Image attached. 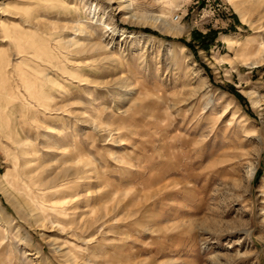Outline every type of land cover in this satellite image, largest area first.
I'll return each instance as SVG.
<instances>
[{
    "label": "rangeland",
    "instance_id": "1",
    "mask_svg": "<svg viewBox=\"0 0 264 264\" xmlns=\"http://www.w3.org/2000/svg\"><path fill=\"white\" fill-rule=\"evenodd\" d=\"M0 2V264H264V0Z\"/></svg>",
    "mask_w": 264,
    "mask_h": 264
},
{
    "label": "bare ground",
    "instance_id": "2",
    "mask_svg": "<svg viewBox=\"0 0 264 264\" xmlns=\"http://www.w3.org/2000/svg\"><path fill=\"white\" fill-rule=\"evenodd\" d=\"M124 1H127V0H114V2H116V3H120V2H124ZM29 2H30L29 5L31 7L26 6L25 8H23L22 11H23L24 16H27L31 19H37L39 12L47 11L49 8L53 7L54 5L55 6H61V7L63 5H65L64 0H62V1H60V0H29ZM0 5H1V2H0ZM45 36H46L44 38L45 40L48 39V40H54L55 42H57L56 44L59 46L60 49H62L64 47L63 45H65V44L61 42V39L60 40L58 39V37H59L58 35L52 33V34H47ZM257 38L258 37H255L254 40H257ZM45 40L41 41V39H37L36 37H31L29 39V42H28L29 48L34 47V49H32L31 52H33L34 54H38V52H40V51L49 52L50 48L44 43ZM19 43H22L21 40H19ZM35 47H37V48H35ZM24 52H25L26 56L24 58H22L21 61L28 64V65H27L26 70H21L18 73H16V78L14 80L19 82V84L16 86L17 91L15 90V87L12 86V84L9 83V81L6 80V75H5V71H4V68L6 65H5V63L2 64L0 62V97L7 96V97H10L11 100H16V101L19 100V102L21 103V104L16 103L14 105H11L12 112L10 113V115L12 117V122H11L12 123V129H11L12 131L10 134L12 135V133H13V135L15 137L14 138L15 142L18 145L19 152L22 153L19 160L22 163L23 168L25 170L23 173H21L19 178H17L16 180H14L15 178L11 180L10 186L12 188L16 189L17 186L22 184V185H24V187L26 188L27 191H31V189H32L31 187L34 188L36 186L35 185L36 179L31 173V167L32 166L30 163H31L32 158L27 156V154L29 153V151L27 150L29 145L27 143H25L21 137L20 129L18 127L17 117L14 114V112H15L16 106L20 105L23 108L22 109V118H23L24 122L26 120L29 121V118H31L34 115V112H33L34 109L30 103L28 104L29 107H27L22 101L23 98L25 97L26 100L30 101V97L32 95H34L35 96L34 98H36L37 100L46 97L47 93H49V91L51 90L49 88V84L51 82L48 83V78L40 75L42 69H40L38 65L32 64L27 59L28 57H30V55H33V54H31L29 50L24 51ZM19 89L23 90V91L20 92ZM47 99H48V96H47ZM15 164H18V163L16 162ZM35 189H36V192H38V193L40 192L39 188H35ZM0 191L4 192V193H6V191H8L7 189L5 190V188H3L1 186V181H0ZM29 206H31V205H29Z\"/></svg>",
    "mask_w": 264,
    "mask_h": 264
},
{
    "label": "trees",
    "instance_id": "3",
    "mask_svg": "<svg viewBox=\"0 0 264 264\" xmlns=\"http://www.w3.org/2000/svg\"><path fill=\"white\" fill-rule=\"evenodd\" d=\"M146 31H151V30H149V29H145ZM153 33H155V32H153ZM235 93V92H234ZM238 97H242L240 94H238L237 92L235 93Z\"/></svg>",
    "mask_w": 264,
    "mask_h": 264
}]
</instances>
